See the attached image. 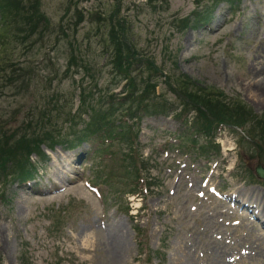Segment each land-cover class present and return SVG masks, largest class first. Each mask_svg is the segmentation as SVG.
<instances>
[{
    "label": "rangeland",
    "instance_id": "374dc122",
    "mask_svg": "<svg viewBox=\"0 0 264 264\" xmlns=\"http://www.w3.org/2000/svg\"><path fill=\"white\" fill-rule=\"evenodd\" d=\"M38 1L49 20L41 38L0 37V59L8 62L4 72L0 66V131L11 135L24 123L32 130L44 104L61 136L82 131L93 115L111 129L79 143L73 135L52 150L42 145L47 156H31L29 177L0 183V264H213L219 254L227 264H263L257 130L255 137L234 126L195 133L186 128L195 112L183 122L179 104L129 119L109 29L123 25L135 73L139 57L164 72L152 79L159 101H176L166 80L184 76L264 115V95L253 91L260 87L247 84L264 79V0ZM83 90L86 110L78 108Z\"/></svg>",
    "mask_w": 264,
    "mask_h": 264
},
{
    "label": "trees",
    "instance_id": "16d2710c",
    "mask_svg": "<svg viewBox=\"0 0 264 264\" xmlns=\"http://www.w3.org/2000/svg\"><path fill=\"white\" fill-rule=\"evenodd\" d=\"M202 2V0H194L196 5ZM202 19V16L198 17V21ZM11 24L16 25L17 30L11 31ZM48 26L49 20L40 12L38 0H0V37H8L10 33L18 31L19 34H26L27 36L37 34L36 36L41 38L43 33L48 31ZM109 35L115 48L114 61L118 65L120 64L119 72L122 73L126 80L124 84L125 90L123 89L122 91L125 94H123L124 98H122L124 102L129 100L131 103L128 113H126L129 119L135 120L138 117L140 119L142 114H153V112H169V110H173V104H179L183 115L179 114L178 116L183 122L189 111L195 112V117L186 127L187 129H193L195 133L213 136L220 126H228L231 128L241 127L249 137H255L257 130L259 135L256 136V140L262 142L264 146V115L255 114L239 98L231 99L222 92H212L210 87L194 86V83L184 76L175 78L174 84L170 81V78L166 80L167 86L175 95L174 100L176 101L165 98L159 101L161 98L158 99L155 96L154 87L156 83L152 79L158 75L164 76L161 68L155 64L153 59L139 57V70L135 73L133 65L136 64L137 55H135L134 46L129 44L128 35L123 29V25L118 23L117 28L112 26L109 29ZM7 63L5 60L0 59V66L3 72L8 67ZM140 68L147 70V74L141 75L142 71ZM138 73L141 76L139 80L136 78ZM11 80L12 82L10 83L16 82V79ZM113 95L115 94L110 93L107 96ZM177 100L179 103H176ZM80 102L79 109L84 108L86 110L91 108L90 102L86 100L85 90L81 93ZM133 105H135L134 110L132 109ZM151 108L154 109L151 111ZM63 114L65 121H67V114L69 113L63 111ZM76 115L81 119L80 112L72 113L73 117ZM103 118L93 115L83 123L82 131L75 130L61 136L59 132L51 130V126L54 124L52 122V110L46 108L44 104L42 112L38 116V123L32 130H26V123L23 124L25 127L20 126L11 135L7 134L4 128H1L0 178L2 180L0 183L3 184V180L7 176H17L21 180L29 177L31 170L28 168L32 166L31 156L35 154L40 161H43L47 156L42 145L52 150L56 145L70 144L73 135H76V141L79 143V141H89L92 136L100 133H102V136L109 134L108 131L111 129L109 123L111 121ZM124 123L126 124L127 122L124 121ZM242 140L245 139L242 138ZM72 147L69 146V148ZM258 155L264 158V147L261 151H258ZM1 196L3 197V195H0V198H2Z\"/></svg>",
    "mask_w": 264,
    "mask_h": 264
},
{
    "label": "bare ground",
    "instance_id": "6f19581e",
    "mask_svg": "<svg viewBox=\"0 0 264 264\" xmlns=\"http://www.w3.org/2000/svg\"><path fill=\"white\" fill-rule=\"evenodd\" d=\"M253 70H254V76H258L260 74V69L258 67H256L255 65L252 66ZM252 80H249L248 81V86L249 87H260V88H257L256 90L254 89L253 91L255 95L257 96H263L264 95V79H257L255 80L254 78H251ZM68 178V177H67ZM237 194L240 195L241 192L240 191H237ZM264 208V207H262ZM109 234V233H108ZM117 235V234H116ZM114 238L111 239L112 243H111V246H112V250H113V255H112V260L113 262H118L120 260V257H121V249H120V245H119V242L117 241L119 239V236H116ZM230 235V233H229ZM114 236V235H113ZM232 237V236H231ZM241 237V236H240ZM109 238V237H108ZM241 239V238H240ZM234 242V241H233ZM216 243V242H215ZM229 243V242H228ZM234 244V243H233ZM230 245V244H229ZM221 254L223 253V251L226 250L225 246L223 244H221ZM220 249L219 245L218 247H214V252H218ZM226 252V251H225ZM224 252V253H225ZM214 254V253H213ZM218 254V253H217ZM219 257H213L214 261H213V264H227L224 259H223V256L222 255H218ZM180 264H193L192 262L189 261L188 258H186L185 260H182L180 259L179 260ZM264 264V263H263Z\"/></svg>",
    "mask_w": 264,
    "mask_h": 264
},
{
    "label": "water",
    "instance_id": "95a60500",
    "mask_svg": "<svg viewBox=\"0 0 264 264\" xmlns=\"http://www.w3.org/2000/svg\"><path fill=\"white\" fill-rule=\"evenodd\" d=\"M256 175L262 179H264V167L260 164L256 167Z\"/></svg>",
    "mask_w": 264,
    "mask_h": 264
}]
</instances>
